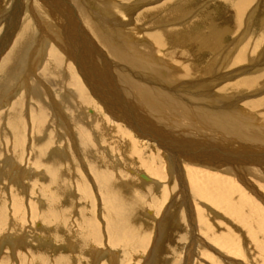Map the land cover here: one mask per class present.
Segmentation results:
<instances>
[{"label": "bare ground", "instance_id": "bare-ground-1", "mask_svg": "<svg viewBox=\"0 0 264 264\" xmlns=\"http://www.w3.org/2000/svg\"><path fill=\"white\" fill-rule=\"evenodd\" d=\"M94 1L96 0H11L12 5L8 8L6 6L7 9L0 12V185L2 184L4 192L8 191L9 194L8 197L5 195V198L0 197L4 198L3 205L6 203V198H9L11 209L15 213L19 211L20 217V214H24L22 213L24 210L21 209L25 207H23L22 194L33 198L30 194L32 191L39 192L48 189V185H45L47 180L62 182L61 178L55 175L52 169L54 167L46 168L51 176L46 174L45 168L40 167L44 165L40 164L41 160L44 161L43 156H48L51 158L49 161L53 160V163L62 165L65 171L62 170L65 175H63L65 184L67 178H72V180L76 178V188H79L82 197L86 198V209L95 190L92 186L94 189L92 193L88 190L87 184L93 183L92 178L98 182L106 206L107 203L114 205V199L109 194L115 193V196L120 194L122 198L123 195H133L134 184H128L123 178L118 180L113 177V173L118 172L119 167L124 170L128 168L136 179L130 178L135 180L141 188L151 182L152 186L160 189L159 186L164 184L163 181L168 177L169 181L170 179L176 181L179 193L184 195L183 201L187 207L191 226L190 231L187 232L190 234L189 239L183 237V229L178 238L184 240L178 246L179 263L217 264L214 258L217 255L214 256L208 252L211 249L210 251L223 258L221 264H240L238 260L228 258L232 254L226 255L225 251L240 255L239 245L242 243L238 244V239L228 242L225 238L229 236L227 230L215 233L209 229L208 222L204 220L200 210H197L196 203L194 204L187 197H191L194 193V196L206 198L214 205L227 207L226 202L229 203V198L234 193L241 195L242 200L248 199L240 187V183H243L264 204V111L250 114L245 112L246 109L236 107L234 100L226 99L227 96L223 97L224 99H217L216 94H212V89L206 91L201 88L202 86L200 87L201 81L198 86L189 87L192 85L188 82L192 81L191 84H193L194 80L197 81L208 75L203 72L207 68L209 72H213L214 64L199 70L191 63L193 75L184 76L187 69L182 60L169 64L162 58L152 57L157 50L153 49L149 43L154 41L162 47L168 33H174L177 39L184 37V41L186 37L189 42L190 31H185V29L176 31L173 27H169L174 22H180L178 24L182 26L185 23L182 16H185L187 12L178 11L176 16H181L182 21L181 19L178 21L179 18H177L176 21L167 22L169 18H172L167 16L166 12L162 14L166 7V2L162 3L163 0H131L132 3L127 1L125 5L124 3L123 5L116 4L119 7L114 6V1L108 4L110 0L101 3L108 4L106 5L108 10L100 9ZM256 6L249 8L247 15H243L245 19L251 18ZM152 8L158 11L153 14L154 16L162 14L160 17L157 16L156 21L154 20L158 24H164L160 25V28L158 25H155L157 28L152 27L153 15L152 17L147 16ZM121 14L125 17H120ZM134 14L138 20L136 24V20L134 22L130 18ZM144 20H148L145 22V29L157 30L153 33L141 30L139 24L143 25ZM178 24L174 23L176 26ZM191 25L186 27L189 28ZM182 32L183 34L179 35ZM148 36H150V41ZM241 37H238L237 42H240ZM198 38L197 35L190 40L197 41ZM204 42L209 43L210 41ZM261 50L263 54L264 47ZM253 52L252 48L251 53ZM232 54L234 56L230 53L232 65L240 67L235 73L225 74L223 81L228 80L230 75L235 79L232 86L226 90L249 89L250 93L256 94L253 96L249 94V98L252 97V101H247L251 106L249 108L257 112L256 109L262 103L259 98H264V94L257 97L259 91L254 86H264V55L256 56L260 57V62L257 67L253 68L251 63L254 59L246 58V48H241ZM244 60L248 61V65L243 62ZM159 67L162 72H167L163 75L164 77L159 75ZM126 68L132 70V75ZM149 70L162 78L148 74ZM141 71H145V74ZM252 71L258 72L257 76L243 77L244 73ZM185 77H191L192 80L187 81ZM209 77L212 79L211 75ZM204 85V88H211L210 85ZM227 85L229 84L222 85L221 89H225ZM122 124L127 129L121 127ZM144 144L152 151L155 150L154 146L159 148L156 149L158 153L156 151L154 153L163 158L161 164L154 162V153L148 160L147 166H141L143 169H140V166L125 164L127 157L132 153L141 154ZM84 167L85 169L82 170ZM77 168L78 172H76ZM141 171H147L149 176L147 172ZM219 188L223 189L224 194L217 192ZM70 189L66 184L64 192L62 190L61 192L66 196L70 193ZM124 191L127 192L124 193ZM185 193L191 196L188 195L185 198ZM163 194L168 195L166 189L163 190ZM30 203L28 204L31 206ZM231 203L233 205V202ZM39 205L33 204L30 207L31 213L35 211L39 213ZM237 206L240 207L239 203ZM170 208L169 205L166 206L160 220L158 219L155 223V236L152 239L149 253L142 258L143 261L140 264H173L176 259L173 256L175 254L173 250H176V247H169V249L165 247L171 235L168 237V226L163 220L169 217L168 220L177 226L176 228H181L182 223L179 210L170 213ZM104 210L102 207V212H106ZM49 214L47 217L50 216ZM109 215L110 213L106 214L109 222L108 224L106 220L109 248L93 245L88 252L91 264H98L103 259L109 260L108 264H118L120 259L118 248L121 245L118 242L127 239L126 228H116L115 223L119 222L117 216L114 218L113 215L112 217ZM1 216L0 211V223L2 222ZM19 217L14 216L16 219ZM13 220L12 222L16 221ZM139 224L136 225L133 233L135 230L138 233L140 239L137 240V244L140 245L142 244L141 239L147 235L145 230L148 223ZM200 225L202 226L201 236H198L194 228ZM139 226H142L141 229ZM19 238L22 242H26V239L27 242L29 241L25 232L20 234ZM96 238H89L88 234L87 241L96 242ZM193 239L196 241L193 242ZM0 240L8 243L14 242L5 232ZM36 241L38 243L41 238L37 236ZM212 241L215 242L213 243L215 247L210 246ZM252 243L254 250H259V252L264 247V243L256 240ZM219 246L226 250L223 252ZM115 249L117 252L114 251ZM163 252L167 253L168 259L160 263V258L157 256L158 253ZM161 256L163 258L162 254ZM134 257V254L130 255V258ZM262 261L257 263L264 264Z\"/></svg>", "mask_w": 264, "mask_h": 264}, {"label": "rangeland", "instance_id": "rangeland-1", "mask_svg": "<svg viewBox=\"0 0 264 264\" xmlns=\"http://www.w3.org/2000/svg\"><path fill=\"white\" fill-rule=\"evenodd\" d=\"M10 1L11 0H0V12H3L4 9L6 8V6L8 8L9 5L10 6L12 5V2H10ZM107 1L108 0H96V1H94V3L96 4V6L99 5L100 9L108 10L106 5L113 3V1L115 2L113 4L116 7L118 6V5H116L118 3H120L119 5H123V3H124V5H125L126 3L131 2V0H110L108 2ZM134 1H137V0H134ZM163 1H162V3L166 2L165 3L166 7L163 10L162 14H164L166 12L167 16L172 18V19L169 18L167 22L176 21L175 19H177V18H179V19H177L178 21L180 19H181L180 21H182V19H183L182 17H184L183 21L185 23L183 22L184 24H182V26L178 24L180 22H174L175 24H178V26L174 25V23H173L169 27L170 28L173 27V29H175L176 31H180L182 29H185V31L188 30V32L189 31L191 32V36L189 37V42H188V38H186V37H185V41H184V37L181 39H177L175 37L174 33H168L169 35H167L168 37H166V40L163 43L162 47L159 45V43L151 41L149 43V45L150 46L152 45V48L157 50V51L153 50V52L154 51L155 52L153 53L154 55L152 57L155 58V56H156L157 58L158 57L160 59L162 58L163 60L167 61L169 64L171 62L173 63V62H176L178 60L181 62V60H182V62L186 65L185 68L188 70V71L185 70L186 72L183 71V73L185 72L184 76L193 75L192 74L193 65H191V63L194 64L197 68H199V70L204 69V68L206 69V66L208 67V66H211V64L212 65L214 64L215 68H214L213 72L211 71L212 73L209 72L208 71L209 69L207 68V70H205L203 72L208 73V75L197 79V81L194 80L193 84H191L192 83L191 77H185L184 78L185 80L191 81L188 83H190V85H192V86H189V85L188 86L189 87H195L196 85L198 86V83L201 81L200 87L202 86L201 88L205 89L206 91L207 90L210 91L212 89V94L214 95V93H215L216 94L215 96L217 97V99H219V98L224 99L227 96L226 99L234 100L236 107H240L242 110L246 109L245 112H248L250 114L258 113V112L262 113L264 111V98H259L260 100H262V103H261L262 105L260 104V106L256 109L257 112H255L254 109L249 108L251 106H249L250 104L248 105V102H247V101H252L251 100L252 97L249 98V94H250V96H253L254 93L252 94V93H250L249 89L247 90L244 88L243 89L240 88L242 91L238 90L239 92L237 90H232V89L226 90V88L232 86V83L235 81V79L232 78V75H230V78H228L229 81L228 80L223 81V80L225 78V74L227 75V74L235 73L236 70L240 67V66L232 65V58H230V57H232L231 55L234 56V54H232V52L235 53L241 48H246V58L247 59L248 58L254 59V61L251 63L253 68L257 67L259 62H260V57H256V56H259V55L263 56L264 55V53L263 54L261 53V51H262L261 49L264 47V21H263L264 20V0H163ZM174 1H177V2H174ZM106 2L108 4H105V5L101 4V3H106ZM256 4H257V6H256ZM154 5H152V6H154ZM159 5H158V7H159ZM103 6L106 8H104ZM155 6H157V5H155ZM247 6H248V8L246 9ZM254 6H256V9L254 10L251 18L245 19L243 15L244 14L247 15L246 12L248 10H250L249 8H253ZM1 9H3V10L1 11ZM245 9H246V11H244ZM171 10H173V12H171ZM179 10H183V11L187 12L186 15L182 16V17L180 16L181 18L177 17L176 15L178 14ZM236 11L239 13H237ZM155 12L157 13L158 11H156V9L152 8L151 10L148 11L147 16L152 17L151 15L155 14ZM162 14H159L157 16L160 17ZM157 16L153 15L152 21H154L155 19L157 20ZM120 17L124 18L125 15L121 14ZM130 18H132L131 21L135 22L136 14H134L133 16H130ZM241 20H243V22ZM146 21H148V20H144V22H142L143 25L139 24V27H141L140 28L141 30H143L145 32L150 31L151 33H153L155 30H157V29H148V28L145 29L144 25L146 24L145 23ZM155 21L153 22L152 27H156L157 25H158V27L160 25H164L162 23L158 24ZM137 22H138V20H136L135 24ZM195 22H197V23H195ZM165 24H166V22H165ZM187 24L188 25L192 24V25L189 28H187L186 27V26H188ZM182 27H184V28H182ZM244 28L247 30H245ZM185 31H184V33H185ZM209 32H211V33H209ZM215 33H217V34H215ZM244 33H245V35H244ZM172 34H174V35H172ZM182 34H183V32L179 35H182ZM194 34L198 35V37H199L198 39H200V40L202 39L201 42L198 39H197V41H195V40L191 41L190 40L192 37L193 38L197 37V35H194ZM237 36L239 38L242 36L240 39V42H237V39H238ZM148 37H149L148 40L150 41V36H148ZM181 41H182V43H180ZM204 41H210V42L205 43ZM207 46H208V48H207ZM252 48L254 51L253 53H251ZM235 49L237 51H235ZM215 50L218 52H216ZM150 52H151V48H150ZM160 52H162V53L160 54ZM225 52H226V54H225ZM230 53H231V55H230ZM222 54H224V55H222ZM157 58H156V60H157ZM215 61L217 62V64H219V62H220V64L219 65L215 64L216 63ZM243 62L246 64L248 61L244 60ZM183 63H181V64H183ZM230 64H231V66H229ZM224 65H226V66H224ZM247 65H248V63H247ZM233 66H235V67H233ZM226 67L228 69H226ZM218 68H219V70H218ZM126 69L128 70V73L130 75H132V72H131L132 70L128 69V68H126ZM159 69H160V67H159ZM160 70L158 72L160 76L167 74V72H162V70L161 71ZM258 70L260 71V69H258ZM223 72H225V73L222 74ZM141 73L145 74V71L144 72L141 71ZM147 73L148 74L150 73V75H154L153 77H156L159 79L162 78L158 74L150 72V70L147 71ZM214 73H215V75H214ZM257 74H258V72H256V71L247 72V73L243 74V77L249 78V77L257 76ZM210 75H211V78L213 80L210 79V77H209ZM207 78L209 81L207 80ZM203 80H204V82H203ZM182 81H184V80H182ZM221 82H222V84L220 85ZM226 82L229 85L225 86V89H221L222 85L227 84ZM213 83H214V85H213ZM204 84L210 85L211 88L210 87L204 88L203 87ZM206 85H204V86H206ZM254 88L259 91V92H257V97L262 96L264 94V93H261V92H264V86L256 85V86H254ZM251 91H253V89H251ZM86 93L89 95L88 90H86ZM254 95H256V94H254ZM229 96L231 98H229ZM207 101H209V100H207ZM250 109H252V110H250ZM97 125H98V123H97ZM121 127H125L124 124H122ZM51 140H52V137H51ZM154 149L155 150L152 151L149 146L144 144L142 146L141 154L132 153L131 155H129L127 157V162H125V164H127L128 166H137V167L140 166L139 167L140 169L142 168L141 166L146 167L148 160L151 159V155L155 151L158 153V150H156V149H159V148H156L154 146ZM47 153H48V151H47ZM42 159H44V161L41 160L40 164H44V165H41L40 167L45 168V169L48 167H50V168L54 167L52 169H53V171H55L54 172L55 175L59 176L61 178L62 182L61 181H52L51 182L50 180H47L45 182V185L46 186L48 185V189L46 191H44V189H43V191H39V192H36V191L33 192L32 191V193H30L34 199L31 198L30 196L28 197L27 194H26V196H24L22 194V198H24L23 207L24 206L25 207H24V209L23 208L21 209V210H24L22 212L24 214L23 215L20 214V217L18 214L19 211H17L15 213L11 209V207H10L11 201L9 200V198L8 199L6 198V203H5V205H3L2 202L4 201L5 196L8 197L9 194H8V191L4 192L3 185L2 184L0 185V187L2 186L0 188V197L1 198L4 197L3 199L0 198V205H1L0 211L2 212L1 218H2V222H3V223L2 222L0 223L1 224L0 225V227H1L0 228V234H2L4 236V232H5L6 234H9V237L11 239H13V241H14L13 243H8V242L0 240V243H1L0 244V264H91L90 255L88 254V252H89V249L92 248L93 245H95V246H97V245L101 246L102 245L103 248H109L108 247L109 246V243H108V239H109L108 235L109 234H108V230L106 227L109 224L108 219L106 217L107 213H110L109 217H112V215H113V217L116 218V216H117V220L119 222L115 223L116 228L117 227L123 228V229L126 228L125 229L126 230L125 235L127 236V239L123 240L122 242H118V244L121 245V247L118 248L120 250V251H118V253H119L118 256L120 257L118 264H140L143 261L142 258L145 257L146 255H148V253H149V249H150L151 244H152V239L155 236V233H154L155 228H156L155 223H157L158 219L160 220L164 209L168 205H169V207H171L169 209L170 213L171 212L175 213L177 211V209L179 210L180 221H181L183 226L181 225V228H179V227L176 228L177 226H174L173 224H171V221L168 220L169 217L164 218L163 221L168 226L167 227V235H168V237L171 235L169 238L173 239V241H172L171 239L168 238V240L165 244V247H166V249H169V247H176V250H173L175 252V254H173V256L176 257V259H174V261H173V264H180L179 263L180 262L179 256H178L179 255L178 254L179 253L178 252V246H180V244H182L184 242V240H182L183 238H180V239H178V238L180 237V235H181L180 232L183 229V232H182L183 237H187V239H189L188 235H190V234H187V232L190 231L189 228H191V226H190V222L188 220L187 207L183 201L184 195H182V193H179V186L175 180L170 179V181H169L168 177H166L165 181H163L164 184L159 186L160 189H158V188L156 189L154 186H152L151 182L146 183V185H144V187L142 186V188H141L135 182V180L131 179V178H135V177H133L134 175L128 171V168L124 167L126 169V170H124L122 167H121V169L119 167L118 172L115 171L113 173V177L118 179V180H121L120 178H123L125 181H127L128 184L129 183L134 184L135 186L133 188L135 191L133 192V195H131V196L123 195V198L121 197L120 194H117L116 196L114 195L115 193L109 194L112 196L111 198L114 199V205L112 203H107V206H109L111 209V212H113L111 215L110 209H108L109 207H107L104 203L103 195H101V192H100L101 188L99 187V184L96 180H94L92 178L93 183L87 184L88 190L91 193L95 189L93 191L94 195H91L90 202L88 203L89 206H86L88 209L87 210L85 208V205H86L85 199L86 198L82 197L81 191L78 190L79 188H76V183H77L76 178L74 180H72V178H70V179L67 178V181H66L67 187H69L71 189H70V193H68V195L66 194V196H65V194L62 193V192H64V190L66 188V184L63 180L65 178L64 177L65 175L62 173V170L64 171V169L62 168V165H60L58 163L57 164L53 163V160L49 161V160H51V158H49L48 156H43ZM162 161H163V158L160 157L159 154H155L154 162H156V164L160 165L161 164L160 162H162ZM66 167H68V165H66ZM83 169H85V167L82 168V170ZM46 171H47L46 174L51 176L50 174H48L49 170L46 169ZM120 171L123 174L120 173ZM210 171L212 172V170H208V172H210ZM76 172H78V168H77ZM141 172H144V171H141ZM146 172H144V173H146ZM146 174L149 176L148 172ZM89 176H91V175H89ZM247 178L253 179L251 177H247ZM2 183H4L3 180H2ZM242 185H243V183H240V187L242 188V191L244 192V194H246L245 197L248 199L242 200V199H240L241 195L234 193L229 198V203L226 202L228 208L226 206H223V205L220 207L217 206V204L214 205V203H212L211 201L209 202L206 198H200L198 196H194L195 195L194 193H192V196L189 193H185L186 194L185 198L188 195L191 196V197H187V199H190L194 204L196 203L197 208H198L197 210H200V213L204 217V220H206L208 222L207 226L209 229H212V231H214L215 233H221V231L227 230L228 231L227 233L229 236L228 237L226 236L225 238L228 240V242H231V241L233 242V240L237 241L236 239H238L239 240V241H237L238 244L242 243L241 245H239L240 251H241L240 255H234L231 251H228V250L225 251L226 249H222L219 246L223 252L225 251L226 255L232 254L228 258H231V259L234 258L233 260H235V261L238 260L237 262H239L240 264H243V263L244 264H254V263L258 264L257 262L262 261V260H263L262 262L264 263V250H263L264 247L259 252V250H254L255 248H254V246H252V244H253L252 242L254 240H256L259 243H264V204L259 199H257L255 197V195L252 194L244 185H243L244 186V188H243ZM91 186L94 189H92ZM161 188L163 190L166 189L168 195H164L163 190ZM56 189H57V191H56ZM61 190H62V192H61ZM219 190H217V192L219 194H224V192H222V190H223L222 188H219ZM126 192L127 191H124V193H126ZM187 192H189V190ZM11 193H12V191H11ZM35 193L37 195H35ZM96 195H98L99 197ZM93 196H95V197H93ZM232 197H233V199H232ZM29 198H30V200H29ZM95 200H97L98 203ZM35 201H37V202H35ZM29 202H31L30 203L31 206L33 204L34 205H36V204L41 205L42 204L41 206L39 205V207H40L38 209L39 213H38V211H35V213H31L32 209L30 208L31 206L28 204ZM231 202H233V205ZM238 203H239L240 207L237 206ZM49 204H50V206H49ZM96 205H97V207H96ZM3 206H5V208H3ZM236 206L238 207V209ZM44 207H46V208H44ZM102 207H104V209H105L104 211H106V212H102ZM47 208L48 209L50 208V209L47 210ZM98 208H100V209H98ZM116 208H117V210H116ZM44 209H46L45 212H44ZM235 209H237V211ZM51 212H52V214H51ZM206 212H207V214H206ZM4 214H5V216H4ZM13 214H15V215H13ZM32 214H33V216H32ZM35 214L37 216H34ZM48 214L50 215L49 217H47ZM16 215L19 217V219H16L17 217L14 218V216H16ZM114 218L112 220H114ZM12 219H14L16 221L13 220L14 222H12ZM106 220H107L108 224H106ZM247 220H248V222H247ZM11 222H12V224H10ZM13 223H15V224H13ZM143 223H146V224L148 223L146 225V230H145V232H147V235L141 239L142 244H140V245H142V246H140L139 244H137V240L140 239L137 235L138 233H136V230L133 233V230H134V228L136 229L137 224L141 225ZM112 224L114 225V223H112ZM259 225H261V226H259ZM141 227L142 226H139L140 229H141ZM19 228H21V229L19 230ZM215 228L217 229V231ZM221 228H222V230H221ZM194 229H196L195 232L199 236L200 230H202V226L200 225L198 227H195ZM22 230H24V231H22ZM142 230H143V228H142ZM249 231H250V233H249ZM23 232H25V234L29 237L28 242H27V239H26V242H24V241L22 242L21 238H19L20 234H22ZM88 232H91V233H88ZM95 232H97V233H95ZM98 233H99V235H98ZM115 233L117 234V232H115ZM201 233L203 235V232H201ZM88 234H89V238L92 237L94 239L97 236H99V237L95 239L96 242H94V241L88 242L87 241L88 240ZM2 235H0V237H2ZM37 236H38V238L39 237L41 238V241H39L38 243L36 241ZM174 236H175V239H174ZM33 238H35V240ZM207 240L209 241L208 238H207ZM223 240H225V239H223ZM195 241L196 240L193 239V242H195ZM3 242H5V243L3 244ZM105 242H106V244H105ZM91 243H92V245H91ZM213 243L215 244V242L212 241V244L210 246L215 247ZM11 244H13V245H11ZM170 245H174V246H170ZM242 247L245 248L247 251L249 250V252H247ZM173 249H175V248H173ZM210 250L211 249H209V251H208L209 253L213 254L214 256L217 255L216 257H218V254H216ZM114 251L117 252V249H115ZM161 251H163V250H161ZM252 251L253 252L255 251L256 253L255 252L252 253ZM120 252H122V253L120 254ZM137 253H138V255H137ZM133 254L135 256L133 259H135V260L130 258V255H133ZM161 254L163 255V258L161 256ZM245 254H247V255H245ZM251 254H252V256H251ZM253 254H254V256H253ZM157 257L160 258V260H159L160 263L161 262L163 263V260L166 261V259H168L167 253H165V252L158 253ZM216 257H214L216 263L221 264L223 261V258L220 256L218 258H216ZM250 257L252 259H250ZM254 259H256V260H254ZM249 260H252V261L249 262ZM108 262H109V260L103 259V260H100V262L98 264H108ZM259 263L261 264V262H259Z\"/></svg>", "mask_w": 264, "mask_h": 264}]
</instances>
